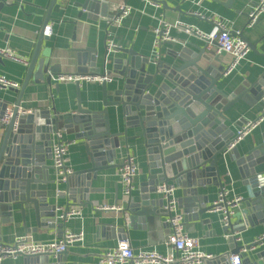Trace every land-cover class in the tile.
Masks as SVG:
<instances>
[{
	"label": "water",
	"instance_id": "water-1",
	"mask_svg": "<svg viewBox=\"0 0 264 264\" xmlns=\"http://www.w3.org/2000/svg\"><path fill=\"white\" fill-rule=\"evenodd\" d=\"M152 1L167 6L164 0ZM56 3L57 0H51L43 28L50 21ZM74 4L80 8L79 17L83 11L107 21L112 16L108 4L101 0ZM192 34L201 38L203 43L187 38L178 49L169 52V59H162L160 55L153 60L133 49H122L128 56L116 58L114 73L124 81L113 94H109L108 81L101 83L102 109L83 108L77 82L76 110L52 116L48 110L22 112L25 109H21L23 92L32 78L38 80L46 76L51 83L52 75L62 74L60 65L50 64L46 58H41L43 41L48 38L41 30L17 98L11 103L9 99L0 97V235L2 224L14 223L15 204H20L21 212L25 213V203L33 204L39 225L63 233L67 221L59 219L58 208H62L65 215L70 207L89 201L92 181L98 179L99 172L120 166L115 162L117 150L121 147L120 137L124 136L127 141L128 133L133 129H139L145 140L149 174L140 187L139 198L132 192L127 196V207L123 212H128L129 218L124 214L122 224L103 223L100 231L119 236V240L126 239L120 235L135 222L146 223L148 218L170 217L169 210L164 208L166 200L158 192L159 185L170 183L181 188L177 202L185 213V220L200 221L212 229L213 219L203 218L211 211L212 205L208 195L200 193L199 188L206 191L209 186L225 184L221 172L226 163L220 159L225 153L230 160H235L247 187V196L241 201L246 207L237 215L238 224L235 226L233 223L232 231L264 224V138L244 154L237 144L227 150L239 138L238 131L244 125L258 121L233 120L228 113L239 101L264 105V72L252 83L242 81L234 90L225 91L218 82L226 76L227 65H215L214 62H220V55H212L210 41L195 32ZM244 39L250 49L257 51V43ZM211 44L216 45V42ZM77 52L78 75L102 73L95 66L97 49L85 48ZM0 56H3L1 52ZM7 113L11 114L8 122L4 123L2 119ZM111 113L116 125L120 117H124L123 131H112ZM58 129L85 139L89 157V166L67 176L62 183L64 189L59 190L55 188L57 181L53 177L56 168L49 163L52 159V134ZM59 200H65V204H59ZM30 231L28 228L27 233ZM231 241L235 242V238L232 237ZM255 246L243 257V264H264V245L260 242L245 245L247 249ZM243 247L236 243L228 251L205 258V264H230L231 255ZM67 252L56 256L47 253L21 255L20 264H67L64 258ZM52 256L55 261H51Z\"/></svg>",
	"mask_w": 264,
	"mask_h": 264
},
{
	"label": "crops",
	"instance_id": "crops-1",
	"mask_svg": "<svg viewBox=\"0 0 264 264\" xmlns=\"http://www.w3.org/2000/svg\"><path fill=\"white\" fill-rule=\"evenodd\" d=\"M84 0H57L51 12L50 23L53 25V34L47 36L43 41L41 58H46L50 64H58L62 74L78 75V52L79 49L95 48L98 50L95 66L100 72H111L108 75L112 78L108 82L109 94H113L114 89L123 84L124 78L118 73H114L117 63L116 58L127 57L128 54L122 49H133L139 55L153 59L154 54V28L160 19L168 22L177 20L189 27L202 32H211L213 22L202 15L218 17L223 20L232 31L240 30L244 38L252 44L257 43V51L250 50L247 58L242 60L238 67L230 74L226 75L218 82V86L227 92L234 90L242 81L254 82L264 72V12L259 16L258 21L253 25H248L249 14L254 9L257 0H164L167 6L161 4L155 7L150 1L145 0H101L108 4L109 14L113 15L114 5L120 2H127L133 9L124 20L123 25L116 30V41L120 48L113 52H108L106 48V28L107 20L98 18L96 14L90 15L83 11L79 17L80 8L74 2ZM51 0H0V49L9 47L14 52L29 57L34 52L39 34L37 31L43 26ZM201 13L202 15H200ZM46 36V35H45ZM189 38L198 43H203L201 38H196L192 33L182 28H172L170 39L164 40L157 47L162 59H169V52L178 49ZM172 42V43H171ZM209 50L212 55H220V62L215 65H228L232 56L228 53L217 52L216 45L210 44ZM107 60H105V54ZM82 56V54H80ZM83 61V56L80 57ZM27 66L16 63L9 58L0 56V75L12 80L22 82L25 78ZM77 82L74 81H47L46 76L30 80L26 86L21 100V109L25 110H48L52 116L66 113H73L77 108ZM80 86V100L83 108L93 110L102 109V84L97 82H83ZM21 88V87H20ZM19 88V89H20ZM19 89L0 88V97L9 99L11 103L17 98ZM264 113V105L261 102L249 105L245 101H239L228 113L233 120L244 118L248 122L258 120L250 131L238 142L237 146L242 154L263 141L264 138V118H260ZM124 117H120L116 125L113 114L110 115L112 131H123ZM237 132L236 127H234ZM65 137L69 140H76L70 147L69 162L74 171L89 166L87 155V141L79 139L74 134L66 132ZM121 147L117 150L115 162L120 164L123 157L132 152L138 159L140 171L134 179V189L132 194L139 198L140 187L147 180L149 174V160L146 151L145 140L141 137L139 129H133L128 133V140L124 136L120 137ZM223 162L226 167L222 169L224 183L229 185L233 194L245 198L247 187L243 183L239 168L235 160H230L228 154H223ZM49 163L53 164L52 159ZM118 168L99 172V177L92 181L89 201H82V205L74 206L80 209L81 215L75 216L67 221L66 230H84L85 242L83 245L70 248L64 256L67 264H100L99 258L102 253L113 247L119 241V236L105 234L100 231V225L107 222L122 224L123 215L130 216L128 212H123L127 207V197L122 195ZM56 171H53L55 178ZM55 188L57 186L55 185ZM59 189H64V185H59ZM200 193H206L209 204L215 198L218 186H209L206 191L199 188ZM175 195L180 197L181 188L177 186ZM90 202V203H87ZM59 204H65V200H59ZM112 205L121 209L100 210L97 206ZM245 203L241 202L237 210L233 223L237 226V215L245 208ZM25 213L21 212L20 204H15L14 223L2 224L0 240L10 244L17 236L29 232L36 242H48L61 235L58 229L45 228L39 225L35 209L32 203H25ZM183 210V209H182ZM213 219V228L200 221L185 220V228L192 235L201 238V247L206 253L218 255L230 250L235 246V242L224 237V229L221 227L218 217L211 213H205L203 218ZM129 218V217H128ZM170 231L166 218L149 219L146 223L130 225L128 230L120 236L128 239L133 247L145 246L156 248L159 251L165 250L163 241ZM242 241L246 244L254 242L256 238L264 234V224L246 226L241 232ZM264 248V246H262ZM22 257L6 258L3 264H20ZM55 261V257H51Z\"/></svg>",
	"mask_w": 264,
	"mask_h": 264
},
{
	"label": "built area",
	"instance_id": "built-area-1",
	"mask_svg": "<svg viewBox=\"0 0 264 264\" xmlns=\"http://www.w3.org/2000/svg\"><path fill=\"white\" fill-rule=\"evenodd\" d=\"M150 1L155 7H160L161 4L152 0ZM200 1V0H193ZM133 7L127 2H120L114 5V13L107 21L106 28V48L108 52H113L120 48V45L116 41V30L123 25L124 20L131 13ZM264 12V0H257L254 9L249 14V24L253 25L259 19V16ZM202 15L201 13H199ZM213 22V30L211 32H202L198 29L189 27L183 22L177 20L175 22H168L165 19H160L158 25L154 28V54L153 60L160 57V53L157 47L164 40L170 39L172 28H182L187 32H195L201 37L208 39L210 44L212 41L216 42L217 52H225L232 56L231 62L227 65L228 69L225 75L234 71L240 62L247 58L249 51L251 50L247 41L243 38L240 30L232 31L231 28L220 18L202 15ZM43 33L46 36L53 34V25L48 22L44 28L43 26L37 31V34ZM0 52L10 60L19 63L23 66H28L30 58L22 56L9 47L0 49ZM104 71L98 75H71L60 74L52 75V79L56 81H74V82H97L111 81L110 75ZM21 83L16 80H12L6 76L0 75V88H14L19 89ZM31 110H23L22 112H29ZM11 113H7L2 119V122L6 123L9 120ZM264 117H261V119ZM258 122V121H257ZM256 122V123H257ZM251 125L246 124L238 131L239 138L231 143L227 150L232 149L237 142L247 134ZM65 129H58L53 132L52 141V161L56 168V181L57 190L59 185L64 183L67 176L74 173L69 162L70 147L75 143L74 139H67L65 137ZM140 171V165L137 157L128 152L122 159L118 168V175L120 181L121 192L123 196H128L134 189V179L138 176ZM177 186L175 184H161L158 186V192L166 200L164 208L170 212V217L166 218V223L170 227V231L165 237L163 244L165 245L164 251H159L156 248H149L145 246L133 247L128 239H121L113 247L107 248L99 258L100 264H205V258H211L214 255L206 253L201 247V238L196 235H192L185 228V213L179 208L177 202V196L175 195ZM242 197L232 193L231 188L227 184H223L218 187L217 194L213 199L211 205V213L218 217L221 227L225 230L224 237L226 239L235 238V242L240 245H244L242 249L236 254H232L229 262L230 264H243V257L249 252L253 251L255 247L247 249L242 241L241 231H232L233 218L235 217L239 205L241 204ZM100 210H115L119 211L121 208L112 205H100L97 206ZM59 209V219H69L81 215L80 209L77 207H70L67 212L62 214L63 209ZM85 242L84 230L74 231L65 230L61 235L48 242H36L30 233H26L17 236L10 244H6L0 240V264H3L6 258H18L21 255H33V254H51L58 255L74 246L83 245ZM254 242H260V245H264V234L254 240Z\"/></svg>",
	"mask_w": 264,
	"mask_h": 264
}]
</instances>
